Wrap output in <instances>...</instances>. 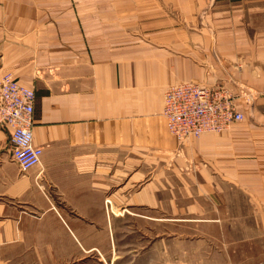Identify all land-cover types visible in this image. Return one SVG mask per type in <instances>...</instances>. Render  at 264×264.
<instances>
[{"label":"crops","instance_id":"1","mask_svg":"<svg viewBox=\"0 0 264 264\" xmlns=\"http://www.w3.org/2000/svg\"><path fill=\"white\" fill-rule=\"evenodd\" d=\"M3 72L34 89L43 152L20 172L0 128V264H132L137 217L176 222L177 264L201 250L187 222L264 264V0H0ZM187 80L225 85L247 126L178 149L162 95Z\"/></svg>","mask_w":264,"mask_h":264},{"label":"built area","instance_id":"2","mask_svg":"<svg viewBox=\"0 0 264 264\" xmlns=\"http://www.w3.org/2000/svg\"><path fill=\"white\" fill-rule=\"evenodd\" d=\"M13 76L10 72L0 75V128L9 131L11 159L24 173L40 164L43 151L33 144L34 89ZM162 96L161 114L178 149L193 137L219 133L244 119L236 95L222 84L208 87L196 81H180L167 86Z\"/></svg>","mask_w":264,"mask_h":264},{"label":"rangeland","instance_id":"3","mask_svg":"<svg viewBox=\"0 0 264 264\" xmlns=\"http://www.w3.org/2000/svg\"><path fill=\"white\" fill-rule=\"evenodd\" d=\"M246 108V107H244ZM243 108V109H244ZM250 107H247L248 109ZM240 109H242L240 107ZM244 110V119L242 121H239L235 123L230 130H240L242 126H247L246 118L248 115H251L253 111H247ZM243 111V110H242ZM261 112H264V109H262ZM248 114V115H247ZM257 123L254 122V126H256ZM252 127V125L250 124ZM252 127V129H255V127ZM227 129V130H228ZM251 129V128H250ZM128 218L126 219V223L124 225H128ZM135 224H131L130 226H134V228H126L125 233H122L121 235V242L122 247H128V244L136 245L137 249V256L135 259H132V264H167L166 261V254L162 251V246L166 245L167 240H169L170 243V258L168 260V264H177L176 258H174L173 255H176V246L173 245L171 242H175L177 235L176 233H172V231H176V222H161L160 220H149L145 218L137 217L135 220ZM180 231L182 234H184V241L185 245L187 246H197L201 245V250L198 251L194 250L190 252V256L186 257L185 262L193 263V264H204L205 262H208L210 259H216V261L220 262L221 264L228 261L227 264L231 263L233 260H236L240 263V260L244 256V251H233L231 247H228L226 249L224 246L226 245V242L223 238V234L220 230H218L217 227H210L208 225L204 224H193V222H187V223H181ZM168 231L170 234L167 236L166 232L163 234V231ZM94 244H98L97 242H93ZM209 243L211 245H215L216 249L212 251H208V245ZM173 252V253H172ZM162 253L165 255V258ZM172 253V254H171ZM124 254L126 256L124 257ZM121 255V261L129 260L128 259V253L125 252L124 249L120 253ZM133 256V255H132ZM253 258L256 255H251ZM89 259L90 264H105L104 262H101L100 256L96 252H90L89 253ZM222 260V262H221ZM112 264V263H110Z\"/></svg>","mask_w":264,"mask_h":264}]
</instances>
